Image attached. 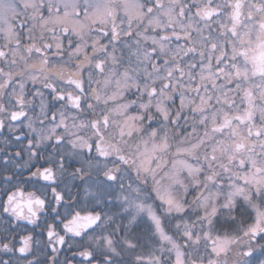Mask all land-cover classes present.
I'll list each match as a JSON object with an SVG mask.
<instances>
[{
	"label": "snow or ice",
	"instance_id": "6c2138e0",
	"mask_svg": "<svg viewBox=\"0 0 264 264\" xmlns=\"http://www.w3.org/2000/svg\"><path fill=\"white\" fill-rule=\"evenodd\" d=\"M0 264H264V0H0Z\"/></svg>",
	"mask_w": 264,
	"mask_h": 264
},
{
	"label": "flooded vegetation",
	"instance_id": "af4514ba",
	"mask_svg": "<svg viewBox=\"0 0 264 264\" xmlns=\"http://www.w3.org/2000/svg\"><path fill=\"white\" fill-rule=\"evenodd\" d=\"M0 135H3V130H0Z\"/></svg>",
	"mask_w": 264,
	"mask_h": 264
}]
</instances>
